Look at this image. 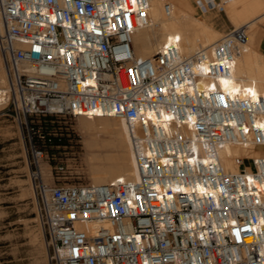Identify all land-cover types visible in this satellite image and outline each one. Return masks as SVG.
Listing matches in <instances>:
<instances>
[{
    "label": "built area",
    "instance_id": "2783aa9c",
    "mask_svg": "<svg viewBox=\"0 0 264 264\" xmlns=\"http://www.w3.org/2000/svg\"><path fill=\"white\" fill-rule=\"evenodd\" d=\"M203 1L218 12L230 2ZM150 9L0 0V97L28 133L49 264H264V154L237 155V171L221 155L227 143L264 145V94L221 84L235 78L249 26L192 54L175 37L137 57L133 37ZM79 116L127 121L138 179L47 181V151L75 139Z\"/></svg>",
    "mask_w": 264,
    "mask_h": 264
},
{
    "label": "rangeland",
    "instance_id": "374dc122",
    "mask_svg": "<svg viewBox=\"0 0 264 264\" xmlns=\"http://www.w3.org/2000/svg\"><path fill=\"white\" fill-rule=\"evenodd\" d=\"M173 1L179 4V0ZM187 1L190 6L186 8L191 14L209 24L212 22L211 25L221 32L215 34L216 38L235 27L230 18L226 17L227 12L211 9L207 11L203 0ZM248 17L250 15L245 16L244 20L241 19L240 24L249 20ZM261 20L257 23L260 36L264 28V18ZM250 27L251 36L258 38L256 30H253L252 25ZM259 41L254 40L251 45L264 58ZM1 62L2 60L0 66L4 70ZM258 68L259 64L254 63L253 69ZM3 73L5 76V70ZM71 124L75 139L72 142L64 141L61 147L48 149L41 165L43 173L50 183L54 181V177L67 183H93L88 159L93 150L86 146L85 140L94 132L89 130L92 132L90 133L83 128L78 117L72 119ZM99 137L110 138L105 133H99ZM237 148V155H255L254 150L257 151L259 146L247 149L237 145ZM30 159L27 130L18 122L11 107L3 102L0 104V264H49L45 232L38 214L31 177ZM232 160L226 159L223 164L229 170H236L237 165ZM246 162L249 166L248 161Z\"/></svg>",
    "mask_w": 264,
    "mask_h": 264
},
{
    "label": "bare ground",
    "instance_id": "6f19581e",
    "mask_svg": "<svg viewBox=\"0 0 264 264\" xmlns=\"http://www.w3.org/2000/svg\"><path fill=\"white\" fill-rule=\"evenodd\" d=\"M165 1L151 0L150 22L139 28L133 37V46L137 57L151 55L161 45L175 37H179L181 48L187 54H192L203 47H212L219 40V38H216L217 36L215 37V34L219 33L217 30L188 11L186 7L190 5L187 0H179V4L173 0H168L172 5L170 14H167L164 10ZM263 8L264 0H231L226 7L235 27L248 24L250 41L247 49L237 58L235 78L221 79V84L224 87H235L236 83L242 82L247 88H256L264 94V58L251 45L254 40H260L257 23L264 18ZM248 15L252 16L251 19L248 17L249 20L247 19L240 24V20ZM251 25L254 28L253 30H256L258 38L254 39L251 36ZM254 63L259 64L257 70L253 69ZM4 70L0 66V87L6 81ZM1 103H3V100L0 97ZM78 118L83 128L85 127L88 131L92 130L94 132L92 136L85 140L86 146L93 150L88 158L93 183H104L118 177L130 180L138 179L135 152L127 121L116 116H79ZM99 133H105L110 138L100 139ZM258 150H254L255 154H258V152L263 154L264 145H260ZM238 152L237 144L227 143L224 146L221 154L222 162L224 163L226 159H233L232 162L237 165L236 170H229L228 166H224L226 170H238L239 165L235 156Z\"/></svg>",
    "mask_w": 264,
    "mask_h": 264
},
{
    "label": "crops",
    "instance_id": "0c3cea01",
    "mask_svg": "<svg viewBox=\"0 0 264 264\" xmlns=\"http://www.w3.org/2000/svg\"><path fill=\"white\" fill-rule=\"evenodd\" d=\"M189 3V2H188ZM200 11L202 12V10L200 9ZM226 12H227V10H226ZM228 14V13H227ZM226 14V17L227 18H230V16H229V14L227 15ZM208 15H206V17H207ZM230 20H231V18H230ZM232 21V20H231ZM211 22V21H210ZM207 23V22H206ZM233 23V22H232ZM209 24V23H208ZM211 24H212V22H211ZM210 24V25H211ZM212 26V25H211ZM213 27V26H212ZM214 28V27H213ZM215 29V28H214ZM215 30H217V29H215ZM218 31V30H217ZM219 33H221L220 31H218ZM259 47H260V50L264 53V28H263V31L261 32V36H260V41H259ZM258 154H261V153H258ZM264 154V153H263Z\"/></svg>",
    "mask_w": 264,
    "mask_h": 264
}]
</instances>
